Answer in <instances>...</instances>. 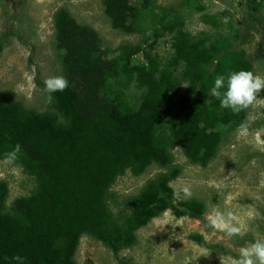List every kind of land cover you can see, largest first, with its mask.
<instances>
[{
  "label": "rangeland",
  "instance_id": "obj_1",
  "mask_svg": "<svg viewBox=\"0 0 264 264\" xmlns=\"http://www.w3.org/2000/svg\"><path fill=\"white\" fill-rule=\"evenodd\" d=\"M126 1L122 23H114L106 14L103 0H0V38L4 39L0 49V97L13 98L28 108H43L35 81L61 76L51 43L53 21L62 10H67L78 24L99 33L100 50L94 52L92 60L94 74L103 79L107 97L122 100L132 109L138 107L146 91L137 81L141 71L151 70L158 77L168 72L181 78L183 62L173 35L183 29L190 38L202 41L210 53L203 106L199 107L196 100L185 104L184 83L165 104L164 121L151 131L148 127L138 129L137 140L147 145L151 133L169 141L172 126L181 122L195 145L169 146L174 197L178 193L182 198L201 197L206 203V220L212 208L231 211L239 224L247 227L245 235L264 238V90L256 104L239 114L221 108L210 93L219 75L225 77V83L230 73L239 70L264 77V0ZM106 67L107 72H102ZM249 116L255 119L242 136L238 126ZM13 148L8 145L7 152ZM158 170L152 164L139 175L126 171L115 182L114 190L119 195L133 193ZM34 171L31 160L20 152L12 163H6L5 156L0 159V202L5 207L36 190ZM185 188L190 196L183 195ZM178 201L176 198L174 203ZM252 210L259 215L250 219ZM194 232L225 250L199 246L189 239ZM236 239L207 227L201 220L178 217L170 209H155V215L136 232L132 248L115 252L84 235L75 257L79 264H221L227 256L238 257L239 249L250 243L238 245Z\"/></svg>",
  "mask_w": 264,
  "mask_h": 264
},
{
  "label": "trees",
  "instance_id": "obj_2",
  "mask_svg": "<svg viewBox=\"0 0 264 264\" xmlns=\"http://www.w3.org/2000/svg\"><path fill=\"white\" fill-rule=\"evenodd\" d=\"M103 5L114 23H122L126 0H103ZM53 32L52 48L68 88L53 93L48 102L44 82L36 79L41 109L0 97V159L8 145L19 144L37 177L32 194L17 197L8 207L0 202V264H18L12 259L17 255L23 264H79L75 256L84 235L115 252L130 249L136 232L155 215V209H170L178 217L186 215L209 227L203 217V198L187 197L174 203L169 146L195 145L183 124L172 126L169 141L150 133L148 144L143 145L136 137L138 129L151 131L164 121L165 104L184 83L185 104L196 100L203 106L210 63L203 42L190 38L183 29L175 31L174 45L183 62L181 78L168 72L158 77L151 70L141 71L137 81L146 91L132 109L122 100L107 97L103 79L94 74L92 60L101 46L95 29L78 24L62 10L55 16ZM3 40L0 38V49ZM152 164L159 170L135 192L119 195L114 190L126 171L139 175ZM236 238L238 245L255 240L252 235ZM189 239L208 250H225L198 232L190 233Z\"/></svg>",
  "mask_w": 264,
  "mask_h": 264
},
{
  "label": "clouds",
  "instance_id": "obj_3",
  "mask_svg": "<svg viewBox=\"0 0 264 264\" xmlns=\"http://www.w3.org/2000/svg\"><path fill=\"white\" fill-rule=\"evenodd\" d=\"M68 86L69 81L64 76L48 77L44 81L43 88L46 100L51 102L53 93L62 92ZM225 87L226 91H221ZM262 90H264V77L255 75L252 71L239 70L230 73L226 83L223 75L217 76L210 93L212 97L219 101L221 108L230 109L234 114H239L257 103ZM209 103H211V100H209ZM254 119V116H249L241 122L237 129L240 135L243 136L248 132L249 125ZM19 152L20 145L17 144L12 151L5 153V162H14ZM183 195L185 197L191 195L188 188L183 189ZM176 198L181 199L182 197L178 193ZM258 215L259 213L255 210L248 213L250 219ZM207 220L210 228L223 232L228 238L243 237L248 231L247 227L239 224L237 217L231 211L225 213L218 208H212ZM12 259L18 264H23V258L18 255L13 256ZM221 264H264V238H257L248 245L241 247L238 257L227 256L221 261Z\"/></svg>",
  "mask_w": 264,
  "mask_h": 264
}]
</instances>
